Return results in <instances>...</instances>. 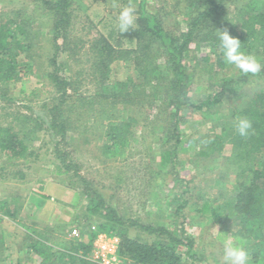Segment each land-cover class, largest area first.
<instances>
[{
	"label": "rangeland",
	"instance_id": "1",
	"mask_svg": "<svg viewBox=\"0 0 264 264\" xmlns=\"http://www.w3.org/2000/svg\"><path fill=\"white\" fill-rule=\"evenodd\" d=\"M52 5L0 0V23L22 26L25 34L19 32V38L30 46L21 56L20 79L0 84V128L27 134L29 147L21 159L0 151V262L37 264L40 258L31 246L39 239L57 244L58 238L93 237L94 248L101 234L116 236L120 243L122 236L150 243L166 241L168 232L182 241L174 246L185 264H223L217 218L199 211L205 202L220 209L230 199L237 165L227 145L209 156L201 153L229 126L228 117L243 100L229 92L209 112L192 104L219 92L222 78L236 77L240 70L216 69L213 47L193 45L186 57L196 70L191 105L176 110L174 75L162 49L148 36L130 37L141 29L138 0H72L66 22H60L62 12ZM129 5L135 8L136 23L121 33L118 15ZM253 5V0H225L218 24L238 25L239 9L254 10ZM148 6L176 35L196 12L188 0H150ZM98 35L115 50L108 82L129 84L125 101L104 102L99 96ZM263 88L264 77H254L237 94ZM130 117L134 122L125 159H106L107 121ZM176 134L178 154L162 165L161 154L175 146ZM94 196L124 221L118 231H101L105 220L89 214ZM190 249L199 261L186 260ZM118 257V264H131Z\"/></svg>",
	"mask_w": 264,
	"mask_h": 264
},
{
	"label": "trees",
	"instance_id": "2",
	"mask_svg": "<svg viewBox=\"0 0 264 264\" xmlns=\"http://www.w3.org/2000/svg\"><path fill=\"white\" fill-rule=\"evenodd\" d=\"M45 4H53L62 12L60 22H66L67 10L72 6V0H38ZM107 1V0H104ZM190 7H195L196 12L189 17L186 27L177 35L169 32L162 18L149 10L150 0H138V22L140 31H133L131 38L148 36L162 49L167 58V66L174 75L172 86V100H177L176 110H182L191 105L190 94L196 79V70L186 63L187 53L193 45L209 43L213 47L214 66L216 69L226 70L233 65L225 62L220 48L219 32L227 30L228 33L241 42V51L248 55L251 52L259 57L262 62L261 70L256 73H242L235 77L222 78L219 83L220 91L207 97L204 101L192 106L197 110L209 112L223 101L227 93H233L236 99H241L242 105L228 117L221 135L211 142L208 149L201 155L209 156L217 151H224V145L232 148V155L237 165L236 177L231 189V197L221 206L214 209L205 202L199 212L209 218H217L220 225L217 239L231 236L233 243L242 241L251 264H264V88L257 89L251 94L244 87L254 77H264V0H253L254 10L240 8L237 16L239 24L234 26L218 24L219 18L224 14L225 0H188ZM224 16V15H223ZM225 17V16H224ZM15 27V28H14ZM25 34L20 25L12 22L0 23V84H9L20 79V66L24 64L21 59L30 46L19 38L18 33ZM99 45L101 54L100 74L101 91L99 96L102 101H125L129 94V84L125 82L109 83L107 72L113 61L115 50L103 35L94 39ZM200 46V45H198ZM197 46V47H198ZM263 55V56H262ZM251 56V55H248ZM53 77L54 75H49ZM128 99V98H127ZM129 100V99H128ZM90 103H93L90 99ZM241 118L251 122V129L246 137H241L236 131L235 124ZM132 117L122 121L110 118L104 131L105 144L102 149L106 159H125L131 143ZM178 125V123H177ZM175 146L161 154V164H167L174 156L180 143V135L174 136ZM29 147L27 134L17 133L12 127L0 128V151L4 154L17 153L18 159L25 158ZM1 209V208H0ZM91 215L101 216L105 222L99 226L106 233H113L121 228L124 221L116 211L105 204L100 196H94L88 206ZM237 221L236 226L232 225ZM167 235V240L158 242H141L122 236L118 255L125 256L131 264H185L177 254L174 244H181L172 234ZM55 242L36 240L31 249L40 258L39 264H98L88 258L92 251L94 239H65L58 238ZM55 243V244H53ZM191 247L192 243L190 242ZM186 260L199 261L191 249L186 253Z\"/></svg>",
	"mask_w": 264,
	"mask_h": 264
},
{
	"label": "clouds",
	"instance_id": "3",
	"mask_svg": "<svg viewBox=\"0 0 264 264\" xmlns=\"http://www.w3.org/2000/svg\"><path fill=\"white\" fill-rule=\"evenodd\" d=\"M136 23L135 8L131 5L124 7L118 15V28L121 33H126ZM220 48L226 63L233 65L242 73L256 74L261 70L260 63L252 56H246L241 51V42L232 37L227 30L219 32ZM236 131L241 137H246L252 127L251 122L241 118L235 124ZM248 252L242 241L233 243V238L228 236L223 239V264H248Z\"/></svg>",
	"mask_w": 264,
	"mask_h": 264
},
{
	"label": "built area",
	"instance_id": "4",
	"mask_svg": "<svg viewBox=\"0 0 264 264\" xmlns=\"http://www.w3.org/2000/svg\"><path fill=\"white\" fill-rule=\"evenodd\" d=\"M77 235V230L73 231ZM120 240L116 236L101 234L92 248L91 259L98 264H118Z\"/></svg>",
	"mask_w": 264,
	"mask_h": 264
},
{
	"label": "crops",
	"instance_id": "5",
	"mask_svg": "<svg viewBox=\"0 0 264 264\" xmlns=\"http://www.w3.org/2000/svg\"><path fill=\"white\" fill-rule=\"evenodd\" d=\"M11 258H13V257H11ZM37 259H39V257H36ZM1 262H2V260H1ZM0 262V263H1ZM40 263V261L39 262H37V264H39ZM2 264H5L4 262H2Z\"/></svg>",
	"mask_w": 264,
	"mask_h": 264
}]
</instances>
